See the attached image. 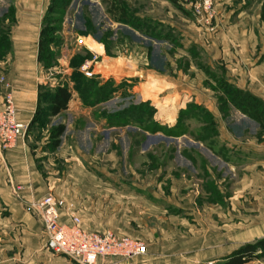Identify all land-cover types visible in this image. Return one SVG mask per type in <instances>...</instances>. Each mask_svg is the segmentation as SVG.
<instances>
[{
    "label": "rangeland",
    "instance_id": "374dc122",
    "mask_svg": "<svg viewBox=\"0 0 264 264\" xmlns=\"http://www.w3.org/2000/svg\"><path fill=\"white\" fill-rule=\"evenodd\" d=\"M180 1L72 0L51 35V64H41L43 90L67 86L72 93L67 110L55 117L40 115L31 128L28 124L24 138L42 174L63 179L72 167L76 180L101 178L98 191L104 197L95 209L103 215L95 217V227L139 237L147 245L144 255L103 257L98 264H218L264 237V151L258 149L264 146V127L236 106L238 93L231 91L226 61L214 59L210 49L211 37L244 17L249 24L233 27V33L249 28L252 55L263 52L260 58L254 53L245 69L264 63V0H230L222 6L216 0V15L208 24L198 16L196 0ZM13 3L0 0V16ZM109 3L123 8L137 28L118 21V14L108 11ZM133 29L140 41L132 37ZM8 32L0 25V34ZM151 33L169 39L170 83L158 73L147 85L136 76L129 82L125 69L113 67L132 64L125 55L136 45L145 48ZM103 47L106 56L123 58L101 65ZM6 51L2 45L0 54ZM139 82L144 96L136 87ZM186 84L196 90H182ZM249 92L261 102L264 119V99ZM196 93L215 100L216 115ZM61 123L66 129L56 147L51 134ZM79 187L81 193L89 189ZM1 208L0 229L9 222V213ZM16 237H1L8 245L0 248V264H80L48 249L44 239L36 250L14 243ZM245 264H264V257Z\"/></svg>",
    "mask_w": 264,
    "mask_h": 264
},
{
    "label": "crops",
    "instance_id": "0c3cea01",
    "mask_svg": "<svg viewBox=\"0 0 264 264\" xmlns=\"http://www.w3.org/2000/svg\"><path fill=\"white\" fill-rule=\"evenodd\" d=\"M178 1L177 3H181L180 0ZM218 1H220L218 4L221 6L230 2V0ZM49 4L50 0H14L15 12L13 19L11 20L10 17L4 18L3 15L0 16V25L9 28L7 34L11 42V49L0 55V110L4 108L6 96L11 95L16 107L17 120L27 125L32 121L38 104L39 83H41L42 72L41 64L38 61L39 40L42 19ZM244 5V3L240 4L237 9L244 8ZM248 22L249 19L243 17L229 26L226 31L228 35L220 33L211 37V54L216 60L225 59V66L228 69L227 75L232 84L240 89L252 91L264 99V82L261 83L264 80V63H259L252 69L253 71L245 69L248 60L252 58L254 53L255 57L260 58L263 52L258 54L253 52L252 55L249 45L250 40H254V38L250 35L249 28L246 30L247 33L242 30L243 33L240 35L232 31L233 27H243V25H248ZM131 31L133 32L132 37L140 41L141 36L134 29ZM114 38H118V36H114ZM255 39L256 42L259 41V37ZM137 40L136 42H138ZM168 42L169 39L165 36L161 39L151 37L145 42V48L142 45H136V48L129 51V56L125 55L126 60L132 64H128L125 68L116 65L113 67L114 71H117L118 68L120 71L125 69V75L128 77L127 81L129 82H133L129 79L136 76L145 80L147 85L149 80H153L155 74L158 73L164 76L162 81H169L170 83L171 77L169 76L171 75L169 74L168 65L172 58L169 52L165 51ZM219 43H223L225 46L219 49ZM151 47L152 49H150ZM105 50L103 47V52H100L101 65L109 63V58L119 61L123 58L119 53L116 57H108L105 55ZM143 64L146 67L145 69H143ZM170 64L174 66L173 62ZM142 69L146 70V75L141 71ZM99 73L105 75L102 70H99ZM138 84L136 87L141 92V96H144L142 90L144 88L140 82ZM181 89L196 90V88H192L187 84L182 86ZM198 90L201 92L203 87L200 85ZM196 98L200 103H203L202 100L208 101L212 107L210 108L211 111L215 115L217 114L214 110L217 106L215 100L211 101L208 96L201 95V93H196ZM225 135L232 138L229 132H225ZM246 144L248 145L249 142H246ZM260 146L262 144L259 145L258 149L264 151V146ZM77 170H80V168ZM70 171H73V173L69 172L63 179L60 176L45 177L24 136H21L14 145L6 149L0 147V205L3 207L2 210L9 213L7 228L1 227L0 229V240L4 242L3 245H0V248L8 245V240H2L1 238L6 233H14V235L19 236L16 237L17 241H14V243L21 244L23 247L26 245L27 247L33 246L36 250H39L38 248L42 246V239L46 241L44 245H47L45 230L43 231V221L39 216L34 215L35 210L30 209L29 204L31 205V202L42 198L48 193L64 198L68 204H72L76 213L81 217L84 227L87 225L86 228L106 231L95 227L97 226L95 217H99V214L103 215L95 208L96 204H100V200L104 197V193L98 191L101 183L104 182L95 175L86 176V180L83 179L84 176L82 179L76 180L74 179L76 178L74 177L75 169L71 167ZM79 186L85 189H88L89 186V189L83 191L82 194L79 192ZM67 187H71L72 190L68 191ZM88 192H92L96 197H89ZM60 220L62 223L70 222L69 216L63 210L61 211ZM106 224L105 226H107Z\"/></svg>",
    "mask_w": 264,
    "mask_h": 264
},
{
    "label": "built area",
    "instance_id": "2783aa9c",
    "mask_svg": "<svg viewBox=\"0 0 264 264\" xmlns=\"http://www.w3.org/2000/svg\"><path fill=\"white\" fill-rule=\"evenodd\" d=\"M194 6L199 18L207 24L216 15V0H196ZM80 40L83 37L80 36ZM83 68L87 69L88 65ZM27 129V124L17 120L13 99L11 95H7L4 108L0 110V147L6 149L14 145L19 137L25 136ZM31 207L43 221L47 247L80 264H98V260L103 257L128 259L147 253L146 243L138 237L84 227L81 217L66 200L53 193L31 202ZM62 210L69 216V223L61 222Z\"/></svg>",
    "mask_w": 264,
    "mask_h": 264
},
{
    "label": "trees",
    "instance_id": "16d2710c",
    "mask_svg": "<svg viewBox=\"0 0 264 264\" xmlns=\"http://www.w3.org/2000/svg\"><path fill=\"white\" fill-rule=\"evenodd\" d=\"M71 1L72 0H50V4L42 19L38 53V61L40 62V64L44 63L46 64L45 66L51 64V60L53 58L50 48V44L53 41L51 39V35H53L58 30L57 26L55 25L62 22V15L64 16V13H66V9L71 4ZM169 1H171L173 4L177 3L176 0ZM108 11L118 14V21H124L137 28V25L131 20V17L119 5L109 3ZM14 12V7L10 10L8 9V13L4 14L3 17H10L11 19H13ZM148 35L153 38H160V36H156L153 33ZM2 45L8 47V50L11 49V42L8 39V34H0V47ZM150 49H152V47ZM230 87L232 92L235 90L238 93V96H236V98L234 97V101L235 103H237L236 106L239 107L243 111V113L255 117V119L259 123V126L261 128L262 126L264 127V119L261 116V112L259 113V106L261 105V102L258 100V98H256L251 92L244 89L236 88L234 86V89H232V84ZM71 98L72 93L67 86H59L55 91L50 92L49 90H43V86L39 85L37 109L32 121L29 124V128L33 127L40 115L55 117L63 111L67 110ZM44 104L47 105L46 110L43 109ZM65 129L66 126L63 123L53 128L51 137L54 138V145L56 147L59 145L60 137L64 134ZM261 257H264V237L259 238L254 243H247L241 246L232 254L228 255L226 261L218 264H245L251 260Z\"/></svg>",
    "mask_w": 264,
    "mask_h": 264
}]
</instances>
